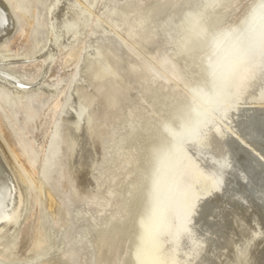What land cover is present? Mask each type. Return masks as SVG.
I'll return each instance as SVG.
<instances>
[{"label": "bare ground", "instance_id": "obj_1", "mask_svg": "<svg viewBox=\"0 0 264 264\" xmlns=\"http://www.w3.org/2000/svg\"><path fill=\"white\" fill-rule=\"evenodd\" d=\"M97 1L55 0L48 8V47L45 44L39 55V62L44 65L34 64L40 65L39 75L24 82L6 74L5 70L24 69L23 64L30 56L0 48V85L21 101L29 93H52L43 76L54 51H59L62 65L75 63L84 43L82 32L92 29L87 24L90 17L96 29L108 32L112 28L117 35L120 29L124 33L120 41L140 61H145L140 52L143 49L141 41L154 33L155 10L160 5H171L169 0H147L146 7L133 5L122 11L124 17L131 14L130 11H137L124 31L112 18L115 9L107 10L104 20L92 13ZM222 3L224 0L202 3L199 9L181 20L180 27V51L202 53L199 58L213 90L206 97L208 109L197 115L193 124L189 121L194 116L185 115L187 108L176 109L173 116L181 118L184 115L185 118L180 131L170 132L172 138L166 145L155 127L132 123L116 144L122 150L130 146L126 151L129 154L131 149L137 148L135 143L139 138L145 134L149 136L142 155L151 157L152 162L145 168L141 188L146 191L145 200L153 202L147 208L135 264H264V3L250 12L242 32L225 38L208 55L206 49L216 42L210 21L218 22L222 17L218 12L220 7L214 8ZM180 10L181 6L174 13ZM164 16L163 22L170 20L171 11ZM13 29L10 8L0 0V44ZM229 33L230 30L226 35ZM132 34L140 40L128 42ZM63 36L73 48L65 51ZM203 41L206 46L202 45ZM112 56L111 49L104 45H95L90 52L84 53L82 71L91 90L79 84L75 87L80 103L75 112L83 123L73 117L70 122L73 133L67 134L71 158L67 174L70 200L84 193L74 182V169L83 171L80 174L83 177L98 163L106 120L116 111V95L121 90L128 91V84L119 70V59ZM152 68L165 82L179 79L168 62L161 64V70ZM64 90L65 87L59 88L47 107L44 136L61 105ZM38 149L42 151L43 143ZM92 150L99 152L96 157L94 155L95 161L89 154ZM120 156L125 157V151L118 154L117 163ZM40 158L41 153L38 160ZM22 184V174L0 138V246L6 239L13 243L19 231L18 224L25 208ZM136 203L134 200L133 204ZM48 207L59 227L64 229L67 224L65 210L53 196L48 198ZM32 235L33 240L35 232ZM28 251L30 261L46 255L36 254L32 244ZM13 252L8 247L3 248L0 264L14 262ZM63 262L68 264L66 259Z\"/></svg>", "mask_w": 264, "mask_h": 264}, {"label": "rangeland", "instance_id": "obj_2", "mask_svg": "<svg viewBox=\"0 0 264 264\" xmlns=\"http://www.w3.org/2000/svg\"><path fill=\"white\" fill-rule=\"evenodd\" d=\"M3 1L10 8L14 29L0 44V48L30 56L23 64L24 69L18 68L14 72L5 70L6 74L24 82L31 81L39 75L40 65H44L39 62V55L44 51L42 47L45 44L48 47V8L55 0ZM207 1L210 0H186L185 3L182 0H169L171 5H160L155 10L154 33L146 41H141L143 49L140 52L147 62L140 61L120 41L124 36L120 29L117 31L119 35L112 28L108 32L96 29L90 17L87 24L92 29L83 30L84 43L75 63L62 65L59 51H54L43 76V81L53 90L52 93H29L21 101L11 90L0 85V138L24 179L22 192L25 204L15 241L10 243L6 239L0 246V252L6 247L14 250L15 260L7 264H64V259L68 264H135L147 208L153 202L151 199L148 202L145 200L146 191L141 188L145 168L152 162L151 157L142 155L149 136L145 134L134 142L137 148L131 149L129 154L126 151L130 146L122 150L116 144L132 123L155 127L166 145L172 138L170 132L180 131L182 119L185 118L184 115L181 118L174 117L176 109L187 108L185 115L194 116L189 124L195 123L197 115H202L208 109L206 97L213 90L209 75L199 58L202 53L179 49L181 20ZM262 3L264 0H224L221 6H215V10L220 7L218 12L223 15L218 22L210 21L211 33L216 42L205 53L211 55L225 38L242 32L250 12ZM133 5L143 8L148 5V1L98 0L92 13L104 20L106 11L115 9L112 18L124 31L137 11H130L132 15L125 17L122 11L131 9ZM180 6L182 10L174 13ZM167 11H171L172 17L163 22ZM229 30L230 33L226 35ZM131 40L139 41L140 37L132 34L128 42ZM61 41L65 51L73 48L65 36ZM203 42L202 45L206 46V41ZM95 45L109 47L112 58L119 59V70L128 84V91H117L119 94L114 101L116 111L106 120L98 163L83 177L80 175L83 171L74 169V182L80 185L84 193L70 200L67 174L71 158L67 134L73 133L70 125L73 117L78 119L75 109L79 108L80 103L75 93L76 85L91 90L82 67L84 53L86 50L90 52ZM165 62L172 65L179 76L178 81L172 79L165 82L152 68L161 70V64ZM37 63L40 65H34ZM132 64L136 67H131ZM61 87H65L61 105L44 136L47 120L44 114ZM78 120L83 123L82 119ZM41 143L42 151L38 149ZM96 151L89 153L92 161L96 160L99 153ZM122 151H125L126 156H120L117 163L118 154ZM40 153L41 158L38 160ZM50 196L65 210L67 224L64 229L59 227L57 219L49 210ZM134 200L136 204H133ZM34 232L36 236L32 240ZM31 244L36 254L46 255L30 261L28 247Z\"/></svg>", "mask_w": 264, "mask_h": 264}, {"label": "snow or ice", "instance_id": "obj_3", "mask_svg": "<svg viewBox=\"0 0 264 264\" xmlns=\"http://www.w3.org/2000/svg\"><path fill=\"white\" fill-rule=\"evenodd\" d=\"M262 7H264V5H262Z\"/></svg>", "mask_w": 264, "mask_h": 264}, {"label": "water", "instance_id": "obj_4", "mask_svg": "<svg viewBox=\"0 0 264 264\" xmlns=\"http://www.w3.org/2000/svg\"><path fill=\"white\" fill-rule=\"evenodd\" d=\"M211 101V100H210Z\"/></svg>", "mask_w": 264, "mask_h": 264}]
</instances>
